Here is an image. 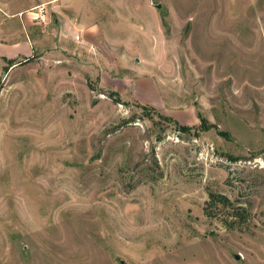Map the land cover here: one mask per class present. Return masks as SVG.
Here are the masks:
<instances>
[{
    "label": "rangeland",
    "instance_id": "obj_1",
    "mask_svg": "<svg viewBox=\"0 0 264 264\" xmlns=\"http://www.w3.org/2000/svg\"><path fill=\"white\" fill-rule=\"evenodd\" d=\"M0 264H264V0H0Z\"/></svg>",
    "mask_w": 264,
    "mask_h": 264
},
{
    "label": "trees",
    "instance_id": "obj_2",
    "mask_svg": "<svg viewBox=\"0 0 264 264\" xmlns=\"http://www.w3.org/2000/svg\"><path fill=\"white\" fill-rule=\"evenodd\" d=\"M166 119L168 121H173L174 124L178 127V130H180L182 132L190 130V128H188V127L179 126L174 120H172V118H166ZM199 127H200L199 128L200 131H207L212 126H208L207 123L204 120H202ZM213 204L221 205L223 208H228V207L232 206V204L230 203V201L227 197L209 192L208 200L206 201V208L204 210L206 215L212 216V214H210V212H209V207H211Z\"/></svg>",
    "mask_w": 264,
    "mask_h": 264
}]
</instances>
